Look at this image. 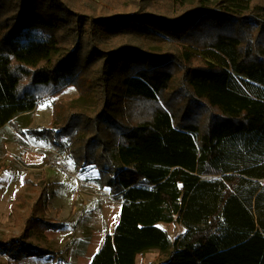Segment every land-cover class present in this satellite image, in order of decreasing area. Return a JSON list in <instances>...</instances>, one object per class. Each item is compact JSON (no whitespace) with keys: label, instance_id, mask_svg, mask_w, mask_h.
Wrapping results in <instances>:
<instances>
[{"label":"trees","instance_id":"1","mask_svg":"<svg viewBox=\"0 0 264 264\" xmlns=\"http://www.w3.org/2000/svg\"><path fill=\"white\" fill-rule=\"evenodd\" d=\"M70 87L91 114L57 99ZM48 99L49 140L123 201L90 264H264V0H0V130ZM47 194L15 195L25 235Z\"/></svg>","mask_w":264,"mask_h":264},{"label":"rangeland","instance_id":"2","mask_svg":"<svg viewBox=\"0 0 264 264\" xmlns=\"http://www.w3.org/2000/svg\"><path fill=\"white\" fill-rule=\"evenodd\" d=\"M147 30L194 52L189 45L178 43L166 35ZM38 34H36L37 36ZM96 99L95 93H90ZM57 99L79 112L91 114L96 101L83 98L75 87L66 89ZM52 102H42L29 116L22 132L13 126L0 130V264H90L108 234L119 221L122 199L101 186L99 169L88 165L79 169L72 160L68 138L49 140L52 126ZM60 124H57L59 128ZM58 141V142H53ZM47 187V227L43 233L34 230L25 235L12 211L15 195L21 193L33 201L35 190ZM52 222V223H50ZM172 237L183 232L180 224H160ZM37 229V230H36ZM18 238L22 253L6 255L5 243ZM27 251H41L45 256L29 257ZM158 250L139 255L136 264H155Z\"/></svg>","mask_w":264,"mask_h":264},{"label":"crops","instance_id":"3","mask_svg":"<svg viewBox=\"0 0 264 264\" xmlns=\"http://www.w3.org/2000/svg\"><path fill=\"white\" fill-rule=\"evenodd\" d=\"M108 235H110V234H108ZM108 235H106V237L108 236ZM106 237H105V239H106ZM95 256V255H94ZM92 261V260H91Z\"/></svg>","mask_w":264,"mask_h":264}]
</instances>
